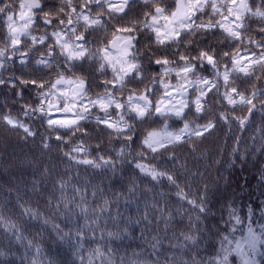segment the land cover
I'll return each mask as SVG.
<instances>
[{
    "label": "clouds",
    "instance_id": "clouds-1",
    "mask_svg": "<svg viewBox=\"0 0 264 264\" xmlns=\"http://www.w3.org/2000/svg\"><path fill=\"white\" fill-rule=\"evenodd\" d=\"M0 264H264V0H0Z\"/></svg>",
    "mask_w": 264,
    "mask_h": 264
}]
</instances>
